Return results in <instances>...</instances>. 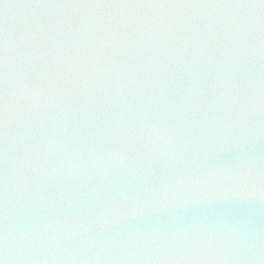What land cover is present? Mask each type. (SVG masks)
Wrapping results in <instances>:
<instances>
[{"label": "water", "instance_id": "1", "mask_svg": "<svg viewBox=\"0 0 264 264\" xmlns=\"http://www.w3.org/2000/svg\"><path fill=\"white\" fill-rule=\"evenodd\" d=\"M5 264H264V4L0 0Z\"/></svg>", "mask_w": 264, "mask_h": 264}, {"label": "snow or ice", "instance_id": "2", "mask_svg": "<svg viewBox=\"0 0 264 264\" xmlns=\"http://www.w3.org/2000/svg\"><path fill=\"white\" fill-rule=\"evenodd\" d=\"M39 3L51 2V0H37ZM73 2L78 3H124V4H156L165 2V0H73ZM177 6H193L195 4L204 2V0H167ZM224 3H243L246 0H223ZM260 3L264 4V0H260ZM7 64L6 48L2 37H0V212H2L3 204V129L5 127V118L7 116V98L4 92V72ZM0 264H5V259L3 257V241L2 233H0Z\"/></svg>", "mask_w": 264, "mask_h": 264}]
</instances>
